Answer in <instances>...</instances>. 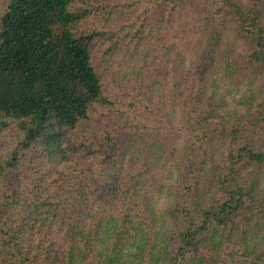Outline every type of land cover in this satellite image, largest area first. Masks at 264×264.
Returning a JSON list of instances; mask_svg holds the SVG:
<instances>
[{
  "label": "trees",
  "instance_id": "1",
  "mask_svg": "<svg viewBox=\"0 0 264 264\" xmlns=\"http://www.w3.org/2000/svg\"><path fill=\"white\" fill-rule=\"evenodd\" d=\"M194 4L203 47L180 143L168 103L117 106L95 57L101 41L155 45ZM225 36L236 73L264 75V0H0V264H264V83L234 120L203 101ZM94 118L111 126L103 143L80 134ZM147 171L173 204L161 231L137 191Z\"/></svg>",
  "mask_w": 264,
  "mask_h": 264
},
{
  "label": "rangeland",
  "instance_id": "2",
  "mask_svg": "<svg viewBox=\"0 0 264 264\" xmlns=\"http://www.w3.org/2000/svg\"><path fill=\"white\" fill-rule=\"evenodd\" d=\"M201 11L202 7L196 4L186 7L183 14L173 22L177 32L169 35L167 30L159 27L155 45L149 46L146 42L145 46L140 48L132 44L121 47V44L109 41L117 46L113 48L107 41H101L102 47L97 50L95 57V66L102 76L107 94L114 98L117 106L121 107L125 101L133 99V101H138L136 103L138 108L146 109L147 107L144 105L148 101L139 99L145 96H148L149 100L156 106L164 105L165 102L168 103L165 129L170 127V131L174 130L176 137L173 138L180 143L184 140L183 136L180 135L183 131L180 103L181 100H184L185 92L192 86L191 80L196 73V60L198 59L196 55L199 56L203 47L198 45L203 38V26H200V24H204L200 20ZM189 13L190 16H188ZM89 22L93 28L103 25L104 21L103 18H93ZM108 24H112L115 26L114 28L120 26L121 17L110 20ZM229 39L228 36H225V45H219L214 53V56H221L224 64L219 66L216 75H211L209 81L203 84L202 90H204L203 101L207 106L214 104L215 110L222 117L226 120H234L238 113L245 111L249 101L260 94L264 75L257 74L249 78L244 77L242 71L236 73L235 66L231 64L236 53L229 50L231 46L227 44ZM107 50L108 54L106 53ZM92 121L90 129L87 128L88 131L80 132V134L90 135L103 143L102 131L111 126L106 120L98 121L94 118ZM167 134L160 137H149L148 141L157 144L159 140L165 139ZM118 135L121 134L118 133ZM128 137L129 134L122 136V138ZM116 139L121 143V136L116 137ZM134 140L124 144L123 153L125 151L130 152L127 147L133 144ZM132 158H134L133 155ZM151 173L148 171L145 173L146 186L140 184L142 186L139 185L137 191H141L144 207H149L156 214L155 224L151 229L161 231L170 226V216L166 217V213L168 207H173V204L161 194L157 188V184L161 181L153 176L152 171ZM127 189L129 190V188ZM142 191L149 192L142 193ZM127 198L124 202L135 207Z\"/></svg>",
  "mask_w": 264,
  "mask_h": 264
}]
</instances>
